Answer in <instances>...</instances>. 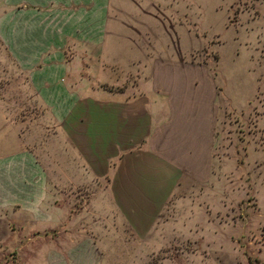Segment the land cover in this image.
I'll return each mask as SVG.
<instances>
[{"label": "crops", "instance_id": "1", "mask_svg": "<svg viewBox=\"0 0 264 264\" xmlns=\"http://www.w3.org/2000/svg\"><path fill=\"white\" fill-rule=\"evenodd\" d=\"M108 3L0 0V44L50 122L48 148H31L0 100V220L28 232L53 230L74 208L60 197L81 195L79 213L70 211L73 232L60 247L67 258H97L106 240L146 242L169 199L186 178L201 180L210 157L211 96L191 68L149 61V75L122 91L91 88L75 72L70 51L121 45L106 28ZM91 217L113 233L100 236V225L77 222ZM50 242L57 253L58 238Z\"/></svg>", "mask_w": 264, "mask_h": 264}, {"label": "rangeland", "instance_id": "2", "mask_svg": "<svg viewBox=\"0 0 264 264\" xmlns=\"http://www.w3.org/2000/svg\"><path fill=\"white\" fill-rule=\"evenodd\" d=\"M106 28L122 39L107 36L121 42L115 52H69L89 87H138L149 61L169 60L170 70L191 68L211 96V149L201 180L185 179L146 242L105 239L97 258L91 252L67 258L60 249L73 232L70 211L79 213L81 195L60 197L74 208L53 230L28 232L0 220V264H264V0H109ZM27 85L0 44V100L31 148H48L49 118ZM85 219L77 222L100 225V236L114 231ZM52 237L57 253L50 252Z\"/></svg>", "mask_w": 264, "mask_h": 264}]
</instances>
